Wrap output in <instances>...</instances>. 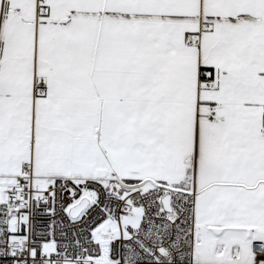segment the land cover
Here are the masks:
<instances>
[{
	"label": "snow or ice",
	"instance_id": "obj_1",
	"mask_svg": "<svg viewBox=\"0 0 264 264\" xmlns=\"http://www.w3.org/2000/svg\"><path fill=\"white\" fill-rule=\"evenodd\" d=\"M0 264H264V0H0Z\"/></svg>",
	"mask_w": 264,
	"mask_h": 264
}]
</instances>
